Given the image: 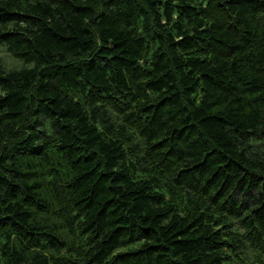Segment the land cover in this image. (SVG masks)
Returning a JSON list of instances; mask_svg holds the SVG:
<instances>
[{
  "label": "trees",
  "instance_id": "1",
  "mask_svg": "<svg viewBox=\"0 0 264 264\" xmlns=\"http://www.w3.org/2000/svg\"><path fill=\"white\" fill-rule=\"evenodd\" d=\"M0 264H264V0H0Z\"/></svg>",
  "mask_w": 264,
  "mask_h": 264
},
{
  "label": "rangeland",
  "instance_id": "2",
  "mask_svg": "<svg viewBox=\"0 0 264 264\" xmlns=\"http://www.w3.org/2000/svg\"><path fill=\"white\" fill-rule=\"evenodd\" d=\"M0 62L3 63L7 69L18 68L24 65L22 60L10 55L4 45L0 46Z\"/></svg>",
  "mask_w": 264,
  "mask_h": 264
}]
</instances>
